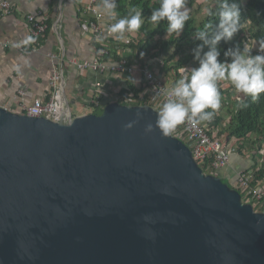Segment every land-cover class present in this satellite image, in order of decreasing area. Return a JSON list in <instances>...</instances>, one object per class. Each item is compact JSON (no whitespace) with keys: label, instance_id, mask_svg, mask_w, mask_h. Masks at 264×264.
I'll return each instance as SVG.
<instances>
[{"label":"water","instance_id":"obj_1","mask_svg":"<svg viewBox=\"0 0 264 264\" xmlns=\"http://www.w3.org/2000/svg\"><path fill=\"white\" fill-rule=\"evenodd\" d=\"M158 112L109 102L56 122L0 105V264H264V213Z\"/></svg>","mask_w":264,"mask_h":264},{"label":"built area","instance_id":"obj_2","mask_svg":"<svg viewBox=\"0 0 264 264\" xmlns=\"http://www.w3.org/2000/svg\"><path fill=\"white\" fill-rule=\"evenodd\" d=\"M101 2L73 0L80 33L90 50L88 56L73 55L68 58V64L81 76L91 72L84 87L87 96L82 98L83 106L102 110L107 103L118 102L151 106L159 111L165 102L166 92L181 78V67L190 69L196 67L195 63L191 61L176 66L174 60H168V54L155 47L159 37L151 36L148 26L141 28L138 33H126V39L123 40L108 35L106 25L111 21L99 11ZM13 9L9 0H0V17ZM25 19L26 35L16 45L23 53L34 50L48 30V15L45 11L28 13ZM53 33L57 39L56 51L49 57L60 62L61 67L54 66L49 76V97L46 100L34 98L30 103L21 105L20 110L6 107L8 110L32 117L44 116L56 122L76 116L67 106L65 96L63 40L57 34V27H53ZM97 36L106 38L100 42ZM242 44L243 47H251L253 55L259 54L260 44L256 40L243 37ZM132 80L138 83L133 84ZM218 87L221 106L210 121L195 126L185 121L171 133L188 145L192 157L204 173L225 179L231 188L239 192L243 203L249 204L255 212L264 213V133L261 135L263 139L259 141L254 135L236 137L224 130L225 126L227 128L230 125L236 111L235 107L229 111L228 99L238 102L243 99V94L237 93L228 80L219 81ZM19 96L20 99L24 97L23 90L19 91ZM224 111L227 117L223 115Z\"/></svg>","mask_w":264,"mask_h":264},{"label":"clouds","instance_id":"obj_3","mask_svg":"<svg viewBox=\"0 0 264 264\" xmlns=\"http://www.w3.org/2000/svg\"><path fill=\"white\" fill-rule=\"evenodd\" d=\"M98 9L111 21L106 25L107 34L113 35L117 40L126 39V33L140 32L145 22L142 11L135 7L128 15L121 16L117 0H102ZM189 12L188 0H159V7L151 11L148 19L154 25L166 20L167 35L174 34L179 39L190 19ZM203 12L210 19L194 33L193 40L200 43L191 49L198 66L190 69L181 67V78L166 92L165 102L157 115L156 126L165 135L173 132L185 121L193 126L210 121L221 106L219 81H230L237 93L243 94L245 98L250 97L253 102L264 94V41L260 42L259 54L253 55L252 48L248 46L241 49L237 42L223 50V56L229 58L230 62L219 59V43L222 40L225 43L233 41L240 31V0H218L215 10L205 8ZM215 19H218V23H213ZM105 38L96 37L100 42ZM172 51L174 47L170 49ZM132 82L138 83L136 80ZM240 106L247 107L243 99L240 100ZM135 122H130L126 127H131ZM152 127V124L146 125L145 131L150 132Z\"/></svg>","mask_w":264,"mask_h":264},{"label":"crops","instance_id":"obj_4","mask_svg":"<svg viewBox=\"0 0 264 264\" xmlns=\"http://www.w3.org/2000/svg\"><path fill=\"white\" fill-rule=\"evenodd\" d=\"M9 2L14 9L0 17V105L20 110L21 105L30 103L34 98L46 100L49 97V76L54 66L59 69L61 67L60 62L49 57L56 51L57 39L53 27H57V34L61 36L64 45L62 68L66 99L69 104L68 96L73 98L81 92L82 96L77 98L81 102L82 98L87 96L84 87L91 72L81 76L68 64V58L73 55L88 56L90 50L80 33L73 0H9ZM39 11H45L48 15L47 33L45 37L40 38V43L34 50L23 53L16 45L26 35L25 15ZM20 90L24 91L22 99L19 96ZM81 105L83 106L82 102Z\"/></svg>","mask_w":264,"mask_h":264},{"label":"trees","instance_id":"obj_5","mask_svg":"<svg viewBox=\"0 0 264 264\" xmlns=\"http://www.w3.org/2000/svg\"><path fill=\"white\" fill-rule=\"evenodd\" d=\"M118 11L121 16L128 15L129 11L135 7L142 11L144 17L143 27H150L151 36L156 35L159 38L155 44L161 52L168 54V60H174L176 66H180L184 63L193 61L198 66V62L193 59L191 49L200 43L193 40V35L196 31L203 27L210 18L203 16L201 19H196L195 16L190 15V19L185 24V29L179 39L173 34L168 36L166 32L167 21H161L158 25H154L150 22L148 17L151 15V11L154 8L159 7V0H117ZM214 4L211 7L215 10V5L218 0H213ZM241 2V21L240 31L233 38V41L225 43L223 40L219 43L218 47L221 50V56L219 59L228 60L223 56V50L233 46L234 43H239L241 49L243 48L242 38L249 37L256 40L259 44L264 41V0H240ZM194 0H188V7H191ZM213 23H218V19L213 20ZM174 47V51L170 52V49ZM207 51V48L204 49ZM243 100L247 104V107H241L240 101L233 102L235 107V113L232 115L231 123L229 125V132L236 137H245L246 135H254L260 141L264 133V94H261L260 98L253 102L250 97ZM207 110V109H206ZM100 113V111L95 112ZM250 140L251 138L248 137Z\"/></svg>","mask_w":264,"mask_h":264},{"label":"rangeland","instance_id":"obj_6","mask_svg":"<svg viewBox=\"0 0 264 264\" xmlns=\"http://www.w3.org/2000/svg\"><path fill=\"white\" fill-rule=\"evenodd\" d=\"M213 4H214L213 0H194L193 5L191 7H188L189 10H190L189 14L195 16L196 19H201V17L204 14L203 10L205 8L211 7ZM80 93H77V96L73 97V98L70 95L68 96L69 97V104H70V107H71L73 115H76V114H79V113H80L79 115H83V114H87V113H90V112H98V111L101 112L100 108H95V107H92V106L83 107L81 105V102L77 99V98H80L82 96V95H80ZM228 101L230 103L228 105V109H229V111H232V109L234 107L232 105V103L234 101L231 100L230 98L228 99ZM226 111H224V113H223V115L225 117L228 116L227 115L228 111L227 112ZM224 130L229 131V125L227 126V128L225 126ZM223 181L226 182L225 179Z\"/></svg>","mask_w":264,"mask_h":264}]
</instances>
